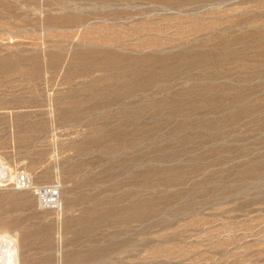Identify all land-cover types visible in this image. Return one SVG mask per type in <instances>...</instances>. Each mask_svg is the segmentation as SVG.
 Here are the masks:
<instances>
[{
	"label": "rangeland",
	"instance_id": "374dc122",
	"mask_svg": "<svg viewBox=\"0 0 264 264\" xmlns=\"http://www.w3.org/2000/svg\"><path fill=\"white\" fill-rule=\"evenodd\" d=\"M0 234V264H264V0H0Z\"/></svg>",
	"mask_w": 264,
	"mask_h": 264
},
{
	"label": "built area",
	"instance_id": "2783aa9c",
	"mask_svg": "<svg viewBox=\"0 0 264 264\" xmlns=\"http://www.w3.org/2000/svg\"><path fill=\"white\" fill-rule=\"evenodd\" d=\"M17 181L22 184H26L28 181L27 175L25 172H20L16 175ZM38 196L41 202L45 205L54 204L57 202L59 197V188L57 184H48L42 186L38 190Z\"/></svg>",
	"mask_w": 264,
	"mask_h": 264
},
{
	"label": "bare ground",
	"instance_id": "6f19581e",
	"mask_svg": "<svg viewBox=\"0 0 264 264\" xmlns=\"http://www.w3.org/2000/svg\"><path fill=\"white\" fill-rule=\"evenodd\" d=\"M0 236H1V234H0ZM8 239H9V238H8ZM8 239H7V237L4 238V240H8ZM0 240H1V238H0ZM2 240H3V239H2ZM9 241H10V240H9ZM1 242H3V241H1ZM1 242H0V245H1ZM5 242H6V243H10L11 241H10V242L5 241ZM4 245H5V244H4ZM2 246H3V245H2ZM2 246H1V247H2ZM1 249H2V248H1ZM3 249H5V248H3ZM3 249H2V250H3ZM13 249H14V248H13L10 244H7V245H6V251H7V253H6V258L9 259V260L6 261L7 263H8V262H10V263H12V264H13V263H14V264L16 263V261L14 262V260H15L14 252H15V251L13 252ZM14 250H15V249H14ZM2 256H3V253H2ZM2 258H4V257H2ZM6 258H5V259H6ZM5 259H3V260H5ZM7 263H4V264H7ZM10 263H8V264H10Z\"/></svg>",
	"mask_w": 264,
	"mask_h": 264
}]
</instances>
